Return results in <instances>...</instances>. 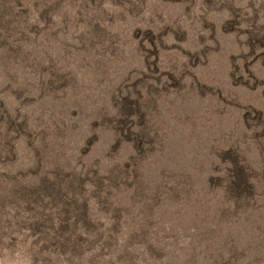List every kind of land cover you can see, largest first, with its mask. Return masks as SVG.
<instances>
[{
    "label": "rangeland",
    "instance_id": "rangeland-1",
    "mask_svg": "<svg viewBox=\"0 0 264 264\" xmlns=\"http://www.w3.org/2000/svg\"><path fill=\"white\" fill-rule=\"evenodd\" d=\"M0 264H264V0H0Z\"/></svg>",
    "mask_w": 264,
    "mask_h": 264
}]
</instances>
